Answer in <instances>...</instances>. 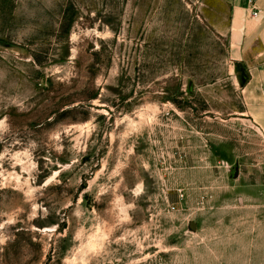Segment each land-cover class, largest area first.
<instances>
[{
  "label": "rangeland",
  "instance_id": "374dc122",
  "mask_svg": "<svg viewBox=\"0 0 264 264\" xmlns=\"http://www.w3.org/2000/svg\"><path fill=\"white\" fill-rule=\"evenodd\" d=\"M229 25L219 0H0V264H264Z\"/></svg>",
  "mask_w": 264,
  "mask_h": 264
},
{
  "label": "crops",
  "instance_id": "0c3cea01",
  "mask_svg": "<svg viewBox=\"0 0 264 264\" xmlns=\"http://www.w3.org/2000/svg\"><path fill=\"white\" fill-rule=\"evenodd\" d=\"M219 1L230 9V58L246 72L245 116L264 135V0Z\"/></svg>",
  "mask_w": 264,
  "mask_h": 264
},
{
  "label": "water",
  "instance_id": "95a60500",
  "mask_svg": "<svg viewBox=\"0 0 264 264\" xmlns=\"http://www.w3.org/2000/svg\"><path fill=\"white\" fill-rule=\"evenodd\" d=\"M245 80H246V77L244 76L243 77V82H245ZM238 176V170L236 171V177Z\"/></svg>",
  "mask_w": 264,
  "mask_h": 264
}]
</instances>
